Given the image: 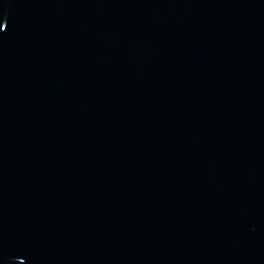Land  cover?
I'll use <instances>...</instances> for the list:
<instances>
[{
	"label": "water",
	"instance_id": "obj_1",
	"mask_svg": "<svg viewBox=\"0 0 264 264\" xmlns=\"http://www.w3.org/2000/svg\"><path fill=\"white\" fill-rule=\"evenodd\" d=\"M0 264H264V0H0Z\"/></svg>",
	"mask_w": 264,
	"mask_h": 264
}]
</instances>
